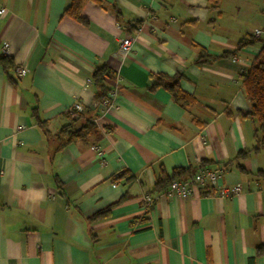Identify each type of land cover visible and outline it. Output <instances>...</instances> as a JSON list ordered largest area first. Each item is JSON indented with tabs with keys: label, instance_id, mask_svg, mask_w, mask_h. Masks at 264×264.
I'll return each mask as SVG.
<instances>
[{
	"label": "crops",
	"instance_id": "1",
	"mask_svg": "<svg viewBox=\"0 0 264 264\" xmlns=\"http://www.w3.org/2000/svg\"><path fill=\"white\" fill-rule=\"evenodd\" d=\"M98 1L83 25L62 15L69 0H0V56L26 70L13 85L0 67V264H248L264 245V146L237 111L249 109L240 76L261 42L237 45L263 39L264 0ZM201 50L215 59L196 63ZM100 64L113 97L97 112ZM174 77L185 106L166 87ZM74 102L94 128L68 141ZM200 166L222 167L218 185L240 192L154 190L161 170ZM123 171L127 182L111 180Z\"/></svg>",
	"mask_w": 264,
	"mask_h": 264
},
{
	"label": "trees",
	"instance_id": "2",
	"mask_svg": "<svg viewBox=\"0 0 264 264\" xmlns=\"http://www.w3.org/2000/svg\"><path fill=\"white\" fill-rule=\"evenodd\" d=\"M87 1L88 0H69L68 4L65 6L63 10L62 15L70 17L83 25H87L88 20L82 13L84 5ZM96 1L100 6L102 5L100 1L98 0ZM220 2L221 0H210L211 6L216 9L219 8ZM112 8L116 15V18L118 19L120 15L119 9H117V7L114 4ZM136 23H140V20H138ZM257 42H261L260 49L256 57L253 59L250 68L246 72L242 73L240 76L242 83V90L249 104V109L237 111L242 117L251 119L255 124V128H254V136L256 140L255 149H258L260 146H264V38L259 40L252 37H245L241 39L237 45V48H241V47H245L246 45L254 44ZM201 52L202 53L200 54L199 58L196 60V63L211 62L215 59L214 56L208 55L202 50ZM227 53L228 52H224L223 55H226ZM0 67L7 80L10 81V83H12L13 85H15L16 84V79L14 74L15 65L13 63L12 58L7 55H1ZM107 78H111V79L114 78V73L112 72V70H110V68L106 64L96 65L91 74V81L95 89L94 99H100L106 96L109 92H111L112 88L109 87L105 82ZM166 87L171 93L175 102H177L181 106H185L186 104L189 103L190 97L180 89L178 85L177 77H174V79H171L169 83H166ZM88 111L84 110L83 112L79 113V115L75 119L70 118L69 115L65 112V114L69 117L71 122L69 124V126L71 127V131L68 133L70 136L68 141H71L72 139H75L76 137H79L83 135L85 132H88L89 130L94 128L93 117L87 114ZM62 130L68 132V130L65 128ZM246 154L247 151H240L237 153V155L234 158L235 159L244 158ZM195 171L196 170L190 168L185 169V168L176 167L173 168L172 175L171 177L168 178L165 171L161 170L158 179L154 185V190H158V191L167 190L170 181L172 179L188 178ZM260 174L264 177V172H260ZM126 175L127 172L123 171L121 174L113 175L111 180L113 182H117L120 180L127 182L131 178V176H126ZM125 198L126 196L123 195L118 201H116L111 205L119 203ZM111 205H109L105 210L94 214L91 218H97L106 215ZM263 253H264V245L258 246L256 249L255 256L262 255ZM255 256L248 259V264H255Z\"/></svg>",
	"mask_w": 264,
	"mask_h": 264
},
{
	"label": "built area",
	"instance_id": "3",
	"mask_svg": "<svg viewBox=\"0 0 264 264\" xmlns=\"http://www.w3.org/2000/svg\"><path fill=\"white\" fill-rule=\"evenodd\" d=\"M7 11L5 7H0V14H4ZM255 37L264 38V30L256 29L253 32ZM132 39L126 37L120 40L118 45L117 53L120 56H125L131 47ZM15 75L22 76L25 74L26 70L24 68L15 67ZM113 93L109 92L106 96L100 99H94L89 107L92 111H102L110 106H112ZM84 111V107L79 102H74L72 105L68 106L65 112L70 118H77L79 113ZM93 120H95L93 118ZM223 174L222 167H204L200 166L196 171L188 178L185 179H172L170 184L165 191L166 195L177 196L179 198H186L194 188H203L207 184L218 187L225 195H236L240 192V185L236 184L230 188L218 185V181ZM143 203L146 210H149L152 206L154 199L149 195L143 196Z\"/></svg>",
	"mask_w": 264,
	"mask_h": 264
}]
</instances>
